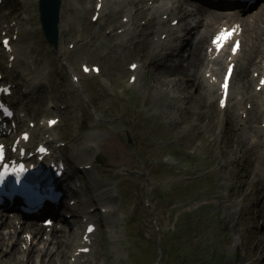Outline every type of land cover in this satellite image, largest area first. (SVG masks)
<instances>
[{
	"label": "rangeland",
	"instance_id": "374dc122",
	"mask_svg": "<svg viewBox=\"0 0 264 264\" xmlns=\"http://www.w3.org/2000/svg\"><path fill=\"white\" fill-rule=\"evenodd\" d=\"M82 1L62 0L64 17L70 13L65 9L67 2L76 8ZM10 6L15 7L12 13L19 32V69H28L25 59H29L48 70V85L26 97L29 115L35 117L33 120L41 115H59L63 118L59 127L62 137L76 142L69 157L77 162L87 155L97 158L95 168L74 176L81 181L77 190L69 187L78 197L79 207L102 202L115 203L120 209L126 205L123 219L116 212L97 216L98 247L93 255L98 253L92 264H242L246 259L241 254L245 252L250 259L257 256L252 264H264V157L246 149V131L238 127L237 117L226 122L230 112H221L222 129L215 130L217 117L211 93L200 96L186 76L165 79L167 72L162 67L177 59L155 54L157 45L152 35H158L159 30L142 31L130 37L127 45L113 44L114 38L122 35H106L103 28L120 23L121 13L133 7L128 0H109L111 10L98 20L95 42L80 45L67 55L74 66L81 56L99 62L116 86L122 85L128 73L126 62L141 61L137 80L129 95L124 94V104L115 116L101 108V104H110L112 109L116 105L111 90L98 76L83 78L84 91L74 88L57 50L46 44L40 31L36 0H7L5 7ZM143 11L139 10L134 20L141 18ZM76 12L77 22L66 25L61 38L68 39L78 19L90 13L81 8ZM102 50L107 51L102 54ZM0 57L5 64L1 45ZM47 100L56 107H49ZM98 111H102L98 116L101 121L95 122L92 117ZM240 132L243 142L237 139ZM91 138L97 145L86 153L81 144ZM163 155L165 163L161 162ZM242 232L247 239L239 249H229L227 243ZM14 253L6 259V252L0 254L1 263L18 264L14 260L18 253ZM41 262L45 264L43 259Z\"/></svg>",
	"mask_w": 264,
	"mask_h": 264
},
{
	"label": "bare ground",
	"instance_id": "6f19581e",
	"mask_svg": "<svg viewBox=\"0 0 264 264\" xmlns=\"http://www.w3.org/2000/svg\"><path fill=\"white\" fill-rule=\"evenodd\" d=\"M128 2H129L130 5L136 6L135 8H140V9H143L145 7H148V9L150 8V4H148V2L145 1V0H128ZM101 3H102V5H105V0H102ZM66 10L76 13L75 7L73 5H71V4H69L68 2L66 4ZM152 10L153 9L150 8V13L152 12ZM100 11H101V9H100ZM196 12L194 11L192 14L201 16V19L199 20L200 21L199 26H204L205 34L207 32H210L211 30H213L212 20L215 19L216 17L214 15L205 14V13H204L205 15H203L200 10H196ZM198 13H200V14H198ZM82 18H84V17L82 16ZM152 23L149 22L145 26L149 27ZM252 33H256V37H254L253 40H254V43L256 45H258L259 44V39L257 37H259L261 34H264V27H259V26H257L256 23H246L245 24V34L247 35V34H252ZM204 40H205V36H202V37L196 39L193 43H191L189 52L186 55V57L183 58L182 62H180V63L176 62V63H174L172 65L171 64H166L164 67H162L163 71L167 72V74L165 75V79L169 78V77H172L173 79L178 80V79H180V75L186 76L185 79H188L190 82L191 81L193 82V83L191 82L190 85L195 86V89H197V92H198V94L200 96H202V95L204 96L205 95V92H206L205 89H207V87L205 86L204 83L201 82L200 79L197 82L194 81L195 77L197 75H199V74H198L197 71H195L192 68V66L198 60L199 50L202 48L200 46L203 45ZM187 42H189V39L184 44H187ZM181 46L183 47V44ZM181 46L177 49V52H176L175 55L179 54L180 50L182 49ZM244 48H246V47H244ZM257 56L258 55L255 52H253L252 50L248 49V52L246 53V59H247L246 63L249 64L250 62H255ZM213 61H214L213 58H209L208 61H207V64L208 63H212ZM247 74L248 73H246V71L244 69V65L241 64L238 67V69L236 70V72H235V82H236V86L235 87L244 88L243 81L244 80H248ZM41 75H42L41 72H37L38 78H40ZM37 76L35 77V79H37ZM191 76H194V80L191 78ZM163 90H165V91L167 90L165 93H168V91H169L165 87L163 88ZM185 95H190V93H186ZM186 98H189V97H184V99H186ZM255 116H256V112H253L252 117H255ZM234 119H235V116L231 115V116L228 117V119L226 118V122L227 121L228 122H232ZM216 123H217L218 127L221 126V118H218V116H217V119H216ZM91 139L93 141H95V139H93V138H91ZM238 139H240L243 142V138H242L241 135L238 137ZM73 149H74V146L71 148V151H73ZM92 150H93V148L85 150V152L86 153H90ZM90 157H91V155H87L85 158H90ZM249 161H250V163H252L251 159ZM102 203H106V202H102ZM6 229H8V230H6ZM26 229H28V231L33 232V236H39L40 239H44L43 236H42L43 232L38 230V229H36V228H34L33 224H30L29 227H26ZM10 231L11 230H10V226L9 225H4L0 229V233H1L0 254H3L4 252H6L5 259L9 258V256H11L10 254L14 255L15 251L18 252L20 250L19 245L17 246L16 243L14 242L16 239L19 238V235H17L16 238L13 237L12 242L8 243L6 245V247H3V245L5 244V241H6V237L4 235L8 234ZM14 231H17V229L14 228ZM10 236L11 235L9 234L8 237H10ZM45 239L47 240L48 244H50V247L48 249H45V250H42L40 248L36 249L38 252L41 253L42 259H43V261H45V264H55L56 260L62 261L63 257H65V250L63 248L64 245H66L65 242L62 244L59 241V238L56 236L53 228L49 230V232L47 233V236H46ZM29 258H30V255H29ZM16 259L18 261L19 258L16 257ZM20 264H23V263H20Z\"/></svg>",
	"mask_w": 264,
	"mask_h": 264
},
{
	"label": "water",
	"instance_id": "95a60500",
	"mask_svg": "<svg viewBox=\"0 0 264 264\" xmlns=\"http://www.w3.org/2000/svg\"><path fill=\"white\" fill-rule=\"evenodd\" d=\"M56 4L57 0H40V7H42L43 17H49L51 20L54 17V11L57 9ZM45 29L47 30L48 26Z\"/></svg>",
	"mask_w": 264,
	"mask_h": 264
},
{
	"label": "snow or ice",
	"instance_id": "6c2138e0",
	"mask_svg": "<svg viewBox=\"0 0 264 264\" xmlns=\"http://www.w3.org/2000/svg\"><path fill=\"white\" fill-rule=\"evenodd\" d=\"M231 35V33H221L220 35H218L217 39L214 40V43L217 44V47L219 48L223 45L224 42L227 41V39L230 38ZM233 51H235V48L233 49Z\"/></svg>",
	"mask_w": 264,
	"mask_h": 264
}]
</instances>
